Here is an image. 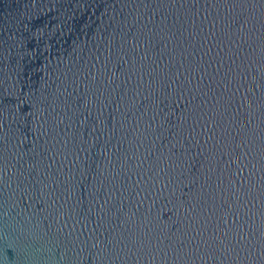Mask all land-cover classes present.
<instances>
[{
  "label": "water",
  "instance_id": "1",
  "mask_svg": "<svg viewBox=\"0 0 264 264\" xmlns=\"http://www.w3.org/2000/svg\"><path fill=\"white\" fill-rule=\"evenodd\" d=\"M0 264H264V0H0Z\"/></svg>",
  "mask_w": 264,
  "mask_h": 264
}]
</instances>
